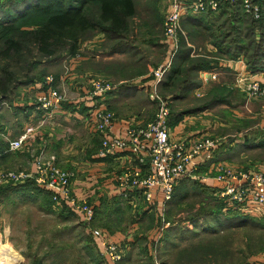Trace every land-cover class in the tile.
Wrapping results in <instances>:
<instances>
[{
    "label": "rangeland",
    "instance_id": "rangeland-1",
    "mask_svg": "<svg viewBox=\"0 0 264 264\" xmlns=\"http://www.w3.org/2000/svg\"><path fill=\"white\" fill-rule=\"evenodd\" d=\"M134 1L136 12L128 20L129 28L125 44L131 43L135 44L136 48L139 47L140 57L142 58L136 64H133L134 66H130V72L142 74L146 72L148 63L150 65L158 63L157 67L150 73L152 78H154L155 71L164 62V58H162L165 56L163 54V45H157L155 54L150 50L152 56H148L143 50L152 41L162 42L166 39L163 32V22L167 12V1ZM184 26V23L180 25V30L177 32L176 48L171 50L170 57L163 66L164 69L166 65L170 64V59L176 54L179 47L181 48V45H183L182 48H187L188 43L193 44L204 40L210 42L209 37L211 34L203 32L204 30L200 28L196 29L195 26L192 31L189 30L187 32ZM96 34H98L97 31L84 33L81 39L79 38L76 45L77 52L74 55L82 57L81 55L84 54L83 46L88 41H91ZM116 41H104L103 46L114 47V45L118 44ZM170 43L172 44L171 39ZM1 46L0 43V48ZM68 54H70L69 50L65 49L54 58L37 57L34 67L30 66L28 68L29 74L24 73L27 72L25 71L28 66L26 61L29 59L24 52L18 55L13 54L10 58L0 55L1 122H10L12 129L18 130L20 126L16 124L19 122L18 120H22V116L14 113L17 106L13 104L22 103L25 100L27 102L29 97L31 102H34L35 98L31 97L33 93L31 89L40 82L39 79H42V77L53 75L56 78V82L57 78L63 77L60 83H64L67 80V74L72 73L70 70L72 64L69 60L72 61L73 59ZM137 56L140 58L139 54ZM212 61L213 59L208 57L189 59L188 56H185L187 65H183L182 62H176V64L171 62V67L169 65L166 73L163 70L164 73L162 72L159 78H155L156 81L151 87L152 96L154 98V93H156L168 103L172 118L176 116L175 118L177 119V116L180 115L189 116L188 121L196 122L197 127L200 126L199 128H202L204 133H207L206 136L218 140L219 143L221 142L220 147L226 149L230 144H233V147L227 153L219 151L216 154L220 155V159H232V163L235 164L232 167L236 169L258 170L248 169L249 167L244 166V164L251 157L254 159L255 156H263L264 148L262 146H254V149H252L250 147L251 144L248 142L251 143L258 136L264 139V125L262 127L257 125V128L251 127L249 129L252 123H249L247 118L249 116V105L252 106L249 108L260 110L264 108V98H247L243 92L234 86V80L231 91H215L216 96H210L208 93V95L202 97H192L193 92L190 90L187 96L189 98L184 99V102H181L182 99L177 97L174 98L173 102H169V99L162 96L161 91L157 89L159 81L165 76L168 81L174 79L169 83L168 87H170L171 91H175L181 80L184 81L185 78L191 79L193 75L197 77V72L187 71L185 70L187 68H182L190 67L192 63L201 64ZM176 65L177 75L170 77L172 73L170 68L176 67ZM76 69L79 71L78 68ZM6 72H13L15 75L11 83H8ZM25 76L37 79L35 82L29 83L25 81ZM201 78L204 80L202 75ZM254 79L258 80L257 77H254ZM59 90L63 95L69 96L67 91L65 93L63 89L59 88ZM164 90L168 91L165 88ZM146 98L143 99L145 100ZM213 102H217L218 105L216 104V106L211 108L208 107L207 110H203L204 112L195 109L181 114L178 113L179 109L183 107L193 109ZM128 108L130 107L128 106ZM156 109L157 103L155 101L152 116H154ZM123 111L128 113L133 111V109ZM136 116H139V113ZM144 118L149 120L148 114H144ZM258 118L257 122L261 125L264 117ZM201 122L202 124H200ZM69 123L71 124L66 123L61 127V129H64L65 135L68 136L65 146L70 145L69 147H71L76 142L77 146L75 148L77 149L79 142L84 140V138H91L95 143L100 140L93 135L91 127H88V129L86 127L88 132H85L81 125L74 126L76 134L72 136L71 132L66 130L67 127L72 128V121ZM36 133L37 130L32 138L36 136ZM244 139L247 140L245 141ZM38 142L41 141L37 140L30 147L33 153L29 152L26 156L18 154L3 161L0 160V172L32 171L20 170L22 168H17L14 165H17L26 157L24 159H27V162L31 160L33 167L34 157H36L35 155L38 151H46L43 148L38 150V146L42 144ZM45 147L47 148V146ZM45 153L49 154L48 152ZM250 153L252 155H249ZM49 155L54 157V164L61 170L73 174L70 185V190H72L75 172L61 168L56 157L53 154ZM77 160L80 162L81 168L86 167L83 164L86 159L82 153H80ZM263 168L264 166L259 169ZM83 174L85 175V173ZM84 175L80 177L84 178ZM201 175L202 172L199 176ZM27 181L6 182L0 186V264H105L103 257L95 253L94 250L96 248L92 242V236L84 230L81 216L74 211L67 212V209L65 211L62 210L60 205L55 204L51 200L47 190L37 186L35 183L34 186L33 183ZM74 195L78 198H83L76 194ZM215 198L209 195L198 182L185 181L182 186L175 190L172 198L164 204V207L162 206L163 209H156V206H151L143 198H140L134 208L131 205L129 207L128 205H123L115 208V219L120 221L121 224H118V226H122V231L133 234L137 238L136 242H142L143 240L145 244L146 239L148 243L147 247L141 245L139 250L137 246H133L131 251H136L137 254L125 257L126 260L131 264H167L166 260L170 254L180 251L184 264H264V214L259 212V210L250 208L251 213L240 212L241 216L246 219H231L230 217L226 219L228 215H223V210H221V203L225 204V200ZM224 206L228 205L225 204ZM151 208L154 210L150 211ZM120 247L123 249L121 243ZM123 254L125 256V253ZM123 254L122 259L115 264L126 263L125 259H123Z\"/></svg>",
    "mask_w": 264,
    "mask_h": 264
},
{
    "label": "crops",
    "instance_id": "crops-1",
    "mask_svg": "<svg viewBox=\"0 0 264 264\" xmlns=\"http://www.w3.org/2000/svg\"><path fill=\"white\" fill-rule=\"evenodd\" d=\"M166 9H168V3ZM219 15L220 14L194 16H202L203 18H205V20L218 22ZM182 24L183 23H181V25ZM184 27L187 29V32L189 30L192 31V29L195 27L196 29L200 28V26L194 27V25L190 24H185ZM105 39L106 38L103 33L96 34V36L91 41H88V43L83 46L84 54L81 55L82 57H79L77 60H69V62H71L72 64V67H70L72 73L67 74V80H65L66 82L64 81L65 85L64 83H60L63 77L57 78V82L59 81L58 84L56 82V78L54 82V85L57 88L63 89L65 93L67 91L69 93V96H66V94L64 95L65 100L60 104V107L56 114L52 118H50L45 123V125L38 128L36 136L34 138L29 139L24 144V147L21 150L1 154L0 160L3 161L8 157L17 156L18 154L26 156L29 152L33 153L32 148L30 147L34 145L37 140L41 141L38 142L39 144L42 143L38 146V150H42V148L45 149V152L53 154L56 157L61 168L73 170L75 172L72 182V190L74 194L86 198L95 210L94 218L89 224H86L82 220L84 230L87 231L86 233L90 234L89 231L92 228L100 229L109 236V239L121 243V245L123 246V249L121 247V252L123 251L122 254L125 253V256L123 254V259H125L126 262L125 264H131L126 260V258L135 253L137 254L136 251H131L132 247L137 246V249L139 250L141 249V245H145L147 247L148 243L146 239L145 244L143 243V240L142 242H136L137 238L133 234H131L130 232L127 233L122 231V226H118V224H121L120 221L118 219H115V208L123 205H128V207L131 205V207L134 208L138 204L140 198L142 199L143 197L139 190L129 191L125 195L118 193L116 191L115 178L121 170L135 167L137 165L135 160L126 152H117L108 157L99 158L97 157V151L100 147V140L95 143V141L93 142V139L91 138H84V140H81L77 149L75 148V146H77L76 142V145L73 143V146L71 147H69L70 145L65 146L64 144L68 136H66L63 132L64 129H61L64 124H71L69 122L72 121V128H66V130L71 132L72 136H75L76 134L74 126L81 125L83 126L82 129L85 132H88V127H91L90 123L88 122V119L91 116L90 113L93 112V109L97 106H103L113 112L115 120L114 127L117 134H123V131L127 126L144 124L152 120L153 118L152 115L154 113L155 101L152 96L153 92L151 87L156 79L155 77L152 78L150 73L153 72L158 63H153L152 65L148 63L146 65L147 70L145 73H132V71L130 72V66L136 64L139 59L142 58L140 57L139 47L136 48L135 44L130 43L120 45L116 44L114 45V47L108 48L107 46H103V42L107 41ZM109 41L111 42L112 40ZM116 43L118 42L116 41ZM158 44L161 46L163 45V54H165V56L162 57L164 58L162 66H164V64L170 57V52L172 50V48L170 47V40L165 39L162 42L152 41L149 45H147V48H144L143 51H145L148 56H152L150 50L155 54L157 51L155 49L157 48ZM187 45V48L184 49L187 50V56L189 59H194L197 57H208L212 58L213 61L210 62L211 66L209 69H198L194 71L197 72V77L193 75L190 80H184L183 84L177 85V91H171L170 87H168L169 81L165 76L163 79L161 78L157 85V89L161 91L162 96H164L166 99H169V102H173L175 97L181 98V102H184V99L189 98L187 96L190 90H192L193 92L192 97H202L204 95H208V93L210 94V96H216V93H214L215 91H231L233 89L232 83L235 74L239 71L246 70L243 60H232L227 56L217 55L216 48L210 42L204 40L203 42L199 41L193 44L188 43ZM138 54L140 58H138ZM174 56L170 59L171 62L174 61ZM176 60L179 61L180 58H177ZM171 62L169 64L170 67ZM182 64L187 65L185 61H183ZM169 65L164 69L165 73L167 71L166 69L169 68ZM97 66L98 68H96ZM76 68H78L79 71ZM202 74H210L214 78L212 79L210 77L207 80H203L201 78ZM253 75L254 77H257V79L260 80L264 85V72L256 73ZM97 77H104L110 80L116 85L115 89L102 98L90 99L85 97L89 90L90 80ZM164 88L168 91H165ZM31 90V92H33L31 97H36L37 94L41 91V84L37 83ZM145 97L147 98L144 100L143 98ZM29 98H26L28 100L27 102H25V100L22 103L13 104L14 106H17L14 113H18V115L22 116V120L17 119L19 122H17L16 125L20 126L18 130L15 131L14 129H12L10 122L3 123L0 120V129L5 132V134L8 135L9 138L17 137L28 124L36 125L37 121L42 117V112L34 109V103L31 102ZM216 104L217 102H213L211 104H205L202 107L199 106L193 109H186V107H183L182 109H179L178 113L181 114L183 112L185 113L195 109L203 111L207 110L208 107L211 108L213 106H216ZM128 106L130 108H128ZM249 107L252 106L249 105ZM249 107V116L247 120L249 123H252L249 129L251 127L257 128V125L262 127V125H264V121L262 120L260 125L257 120L259 119L258 117H264V108L258 110L256 108L252 109ZM200 108L202 109L200 110ZM129 109H133V111L124 113L123 110ZM132 112L139 113V116H136L137 113ZM130 113L132 114L130 115ZM144 114H148L149 120H145ZM175 117L172 118V116L170 115L168 119L170 137L173 140L192 141L206 136L207 133H204L202 128H199L200 126L197 127L196 122L188 121V119L190 118L189 116L180 115L177 116V120H175ZM200 124H202V122ZM93 135L96 138L100 139L99 134L93 132ZM244 140L246 141L247 139ZM248 143L251 144L250 147H252V149H254V146H262L264 148V139H262L261 136L256 137L254 140H252L251 143ZM0 145H2L4 149V145ZM220 145L221 142L217 147L219 148ZM45 146H47V148ZM231 147H233V144H230V146H228L226 149L222 147H220V149L216 148L211 161L199 163L198 169H196L195 171H190V169H188V172L175 187V190L179 186H182L183 182L185 181H196L204 188L205 191H207L214 198L216 197L215 199H220L218 197V193L222 188L221 184L214 181V179L211 177H209L206 181H201L198 177L201 172L202 175L206 173H208L209 176L214 175V172H209V166L211 164L222 163L230 166H235V164L232 163V159H220V155H216L217 153H219V151H221L222 153H227ZM2 151H0V153ZM80 153H82L86 159V161L83 163L84 165H86V167L84 168H81L80 162H78L77 160ZM249 155L252 154L250 153ZM24 158L14 166L17 168H22L20 170H32L33 167L31 160L27 162V159ZM196 161H200V159ZM245 162H243L245 163L244 166H248V169H259L260 167L264 166V154L262 157L255 156L254 159H252L251 157ZM83 173H85V175ZM83 175L84 178H81L80 176ZM110 199L111 201H109ZM166 202L167 201L164 200L161 192H157L150 204L151 206H156L157 209L162 208V206L164 207V204ZM153 208H151L150 211H153ZM91 239L96 248L94 250L95 253L100 254L101 247L99 246L98 240L93 237ZM103 261L105 262V264H113L104 259ZM166 263L184 264V260L182 258V254L180 255V251L170 254V256L166 260Z\"/></svg>",
    "mask_w": 264,
    "mask_h": 264
},
{
    "label": "built area",
    "instance_id": "built-area-1",
    "mask_svg": "<svg viewBox=\"0 0 264 264\" xmlns=\"http://www.w3.org/2000/svg\"><path fill=\"white\" fill-rule=\"evenodd\" d=\"M3 1V0H0ZM168 9L163 22V32L167 40L171 39L170 47L176 48L177 32L181 21L194 15H216L231 7H239L243 14L258 19L261 14L258 0H167ZM77 60L79 55L71 57ZM167 66V65H166ZM164 70L160 66L155 71V78L160 77ZM204 79L214 78L202 74ZM158 81V80H157ZM53 75L45 76L39 83L41 91L34 97L33 107L42 112L36 125L28 124L15 138H9L0 129V144L4 145L1 154L21 150L24 144L33 137L38 128L43 126L58 111L65 96L54 85ZM234 86L249 99L264 98V85L254 79L249 71L242 70L235 74ZM116 85L104 77L91 79L85 97L102 98L115 89ZM157 103L156 112L149 122L127 126L123 134L115 132L114 114L109 109L95 107L88 119L93 132L100 136V147L97 157L105 158L117 152H126L132 156L136 166L121 170L116 178V191L122 195L129 191L139 190L143 200L151 203L157 192H161L165 201L172 198L175 187L190 171L198 169L201 162L212 160L219 141L202 137L192 141H176L170 137L168 119L170 109L168 103L154 93ZM34 157L33 169L25 171L0 172V186L6 182H22L32 180L37 186L49 191L55 204L65 203L82 220L89 224L94 218V208L86 198L76 197L70 190L72 173L61 170L54 164V157L39 151ZM200 159V161H196ZM208 173L199 176L201 181L209 177L221 184L218 197L229 204H236L251 213V209L264 214V168L258 170L236 169L226 164H211ZM251 208V209H250ZM90 234L98 240L101 247L100 255L110 263L122 259L120 243L109 239L100 229H90Z\"/></svg>",
    "mask_w": 264,
    "mask_h": 264
},
{
    "label": "trees",
    "instance_id": "trees-1",
    "mask_svg": "<svg viewBox=\"0 0 264 264\" xmlns=\"http://www.w3.org/2000/svg\"><path fill=\"white\" fill-rule=\"evenodd\" d=\"M258 3L261 8L258 19L243 14L236 6L223 10L218 22L205 20L202 16H190L181 23L200 26L203 32L211 34L210 43L216 48L217 55L243 60L247 71L252 74L261 73L264 72V0H258ZM135 12L134 0H3L0 1V55L10 58L13 54L24 52L29 57L26 61L27 72L24 73L29 74L28 68L34 67L37 57L54 58L65 49L69 50L68 55L73 56L77 52L79 38L87 32L97 31L103 33L107 40H117L118 45L125 44L128 20ZM182 47L174 56L175 64L185 61L187 50ZM177 58L180 60L177 61ZM210 66L209 62L192 63L190 67L182 69L194 72L209 69ZM171 69L173 74L170 77L177 75V65ZM6 77L8 83H11L15 75L6 72ZM25 78L29 83L37 79ZM2 150L3 146L0 145ZM27 182L34 185L30 179ZM225 204L221 203V210L223 215H228L226 219H246L241 216L240 212L244 211L239 206L227 201ZM58 205L64 211L67 209V212H73L65 203Z\"/></svg>",
    "mask_w": 264,
    "mask_h": 264
}]
</instances>
